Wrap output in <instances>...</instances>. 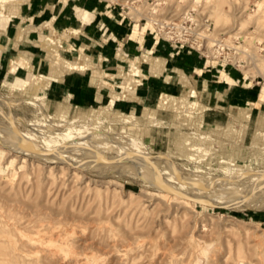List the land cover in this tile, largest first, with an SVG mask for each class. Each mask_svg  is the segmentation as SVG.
<instances>
[{"label":"rangeland","instance_id":"rangeland-1","mask_svg":"<svg viewBox=\"0 0 264 264\" xmlns=\"http://www.w3.org/2000/svg\"><path fill=\"white\" fill-rule=\"evenodd\" d=\"M80 1L149 18L151 0ZM159 1L161 17L196 5ZM198 1L211 39L238 38L244 64L227 67L239 85L264 92V0ZM11 84L0 83V264H264V205L251 204L264 203L263 138L232 147L169 119L146 138L141 121L58 109Z\"/></svg>","mask_w":264,"mask_h":264},{"label":"crops","instance_id":"crops-1","mask_svg":"<svg viewBox=\"0 0 264 264\" xmlns=\"http://www.w3.org/2000/svg\"><path fill=\"white\" fill-rule=\"evenodd\" d=\"M12 1L18 9L0 29L3 85L29 86L58 109L134 117L146 138L169 119L212 128L205 130L232 147L264 139V92L239 85L226 65L160 41L144 23L103 12L92 1ZM45 37L54 40L50 51L41 46ZM258 219L264 225V214Z\"/></svg>","mask_w":264,"mask_h":264},{"label":"built area","instance_id":"built-area-1","mask_svg":"<svg viewBox=\"0 0 264 264\" xmlns=\"http://www.w3.org/2000/svg\"><path fill=\"white\" fill-rule=\"evenodd\" d=\"M161 4L163 2L159 0H151L149 18L140 19L148 26L154 38L174 47H184L205 60L211 59L233 69L242 67L244 61L235 57L238 38L232 37L233 44L225 38L211 39V23L207 17L199 16L196 5L188 6L177 17H161Z\"/></svg>","mask_w":264,"mask_h":264},{"label":"bare ground","instance_id":"bare-ground-1","mask_svg":"<svg viewBox=\"0 0 264 264\" xmlns=\"http://www.w3.org/2000/svg\"><path fill=\"white\" fill-rule=\"evenodd\" d=\"M11 0H9L8 2H10ZM198 0H196L195 1V4L196 5H198ZM4 4V3H3ZM18 9V7L16 6V5H14L12 2H10V3H8V9H6V10H4V11H2V12H0V29H2L3 27H5L6 26V24H7V22H8V20H9V16L10 15H12V14H14V12L16 11ZM80 17V16H79ZM84 19V18H83ZM6 29V28H5ZM34 30H36V29H34ZM18 34H19V36L21 35V32L19 31L18 32ZM43 35V34H42ZM45 36V35H44ZM47 36H49V35H47ZM56 37V36H55ZM57 41V40H56ZM53 43H54V40L52 39V38H50V37H45V38H43L42 39V42H41V46L44 48V49H47V50H51V47H52V45H53ZM210 61H214V60H211V59H209ZM67 61V60H66ZM75 61H73V63H74ZM216 62V61H215ZM71 63V62H70ZM84 63V62H83ZM72 64V63H71ZM56 65V64H55ZM85 65H86V63H85ZM85 65H83V66H85ZM135 65V64H134ZM12 66V65H11ZM54 68V67H53ZM135 74H138L137 72H133L132 74H131V77L133 78V75H135ZM136 78V77H135ZM36 80V79H35ZM21 82V81H20ZM36 84V83H35ZM264 85V84H263ZM263 85H262V87H263ZM31 86H34V81H32V83H31ZM261 97V96H260ZM164 101V100H163ZM263 101H264V98H263ZM162 103V102H161ZM257 105H259V104H257ZM95 113V112H94ZM107 113V109H100L99 110V112L96 114V116H94V118H98V117H101V116H104L105 114ZM118 118V122H121V123H130V122H133V121H135V118L134 117H117ZM262 118V117H261ZM149 119V118H148ZM151 119H153V118H151ZM264 122V121H263ZM261 124V123H260ZM255 140V139H254ZM123 142H125V141H123ZM124 144V143H123ZM126 144V143H125ZM125 144H124V147H126L125 146ZM121 145H122V143H121ZM132 146H134V145H130V147H132ZM136 146V145H135ZM119 147H121V146H119ZM251 148H253V146H251ZM227 170H229V168H227ZM230 171V170H229ZM233 184V183H232ZM251 204H252V206H257V207H259L260 205H264V203H259V202H254V201H252L251 202ZM242 205V204H241ZM244 205H246V204H243V206ZM248 205H249V203H248ZM247 205V206H248ZM246 207V206H245ZM251 207V206H250Z\"/></svg>","mask_w":264,"mask_h":264}]
</instances>
